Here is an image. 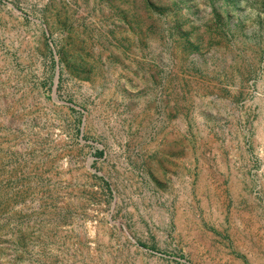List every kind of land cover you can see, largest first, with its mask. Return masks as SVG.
Wrapping results in <instances>:
<instances>
[{
	"label": "rangeland",
	"instance_id": "374dc122",
	"mask_svg": "<svg viewBox=\"0 0 264 264\" xmlns=\"http://www.w3.org/2000/svg\"><path fill=\"white\" fill-rule=\"evenodd\" d=\"M245 197L264 0H0V264H201Z\"/></svg>",
	"mask_w": 264,
	"mask_h": 264
},
{
	"label": "crops",
	"instance_id": "0c3cea01",
	"mask_svg": "<svg viewBox=\"0 0 264 264\" xmlns=\"http://www.w3.org/2000/svg\"><path fill=\"white\" fill-rule=\"evenodd\" d=\"M244 202L242 215L245 218L237 220L239 235H234L231 223L219 227V221L225 219V214L216 204L203 211L199 220L200 230L195 225L191 230L193 234L188 237H194L195 242L201 244L203 253L196 258L201 264H264V206L260 204L252 208L247 197ZM246 218L253 220L251 226L246 223Z\"/></svg>",
	"mask_w": 264,
	"mask_h": 264
}]
</instances>
